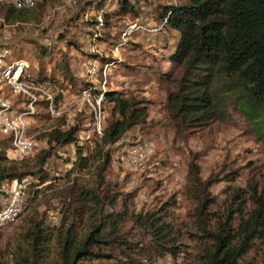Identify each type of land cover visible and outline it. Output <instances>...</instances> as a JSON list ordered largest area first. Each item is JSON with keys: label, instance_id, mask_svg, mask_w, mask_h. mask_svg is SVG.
<instances>
[{"label": "trees", "instance_id": "trees-1", "mask_svg": "<svg viewBox=\"0 0 264 264\" xmlns=\"http://www.w3.org/2000/svg\"><path fill=\"white\" fill-rule=\"evenodd\" d=\"M115 1L118 15L139 16V6L133 1ZM183 1L167 9L171 12L166 28L176 32L178 40L168 56L170 68L161 74L165 82L175 83L174 91L167 90L166 110L176 130L226 120L231 101L232 108L249 119L255 139L264 145V0ZM34 8L5 4L0 12L4 19L17 20ZM108 20L109 15H103L102 27L109 26ZM104 102L113 103L111 121L103 126L100 136L82 145L76 143L78 133L90 118L75 117L76 122L64 129L67 118L63 115L58 125L44 134L48 148L33 160H10L0 150V188L5 182L27 178L25 193L31 200L36 194L31 187L49 178L44 166L57 147L75 144L73 167L77 172L91 167L92 174L89 183L77 182L84 202L82 232L66 221L70 213L66 211L67 218L55 230L33 221L26 245L18 246L14 255L15 263L176 264L178 257L186 255L185 264H264V255L259 260L249 257L258 242L264 243L263 192L254 185L232 188L229 202L213 207L216 203L207 189L209 181L200 179L195 164L189 166L185 193L194 203L185 216L187 223L177 221L170 203L134 213L124 202L121 212L113 211L118 193L111 192L104 179L111 161L106 148L145 123L148 110L143 101L124 98L115 91H105ZM192 239L200 245L188 250L184 241Z\"/></svg>", "mask_w": 264, "mask_h": 264}, {"label": "rangeland", "instance_id": "rangeland-1", "mask_svg": "<svg viewBox=\"0 0 264 264\" xmlns=\"http://www.w3.org/2000/svg\"><path fill=\"white\" fill-rule=\"evenodd\" d=\"M66 1L41 0L37 7L17 20L4 19L0 12V74L5 64L19 59L28 65L24 74L34 79L39 75L47 77L48 81L50 78L55 80L52 82L54 93L59 87L66 88L69 79L78 87L92 85L95 88H102V82L106 81V91H115L124 98L145 103L148 110L145 123L133 127L119 143L106 148L111 152V161L104 179L111 192L118 193L114 212H121L124 202L134 213L170 203L174 205L170 210L177 221L187 223L185 216L194 205L185 195L190 164L197 165L201 180L209 181L207 189L216 203L213 207L227 204L232 188L247 189L254 185L264 194V145L255 139L249 119L235 111L231 101L226 109V120L212 121L203 128L184 127L182 131L176 130L166 110L167 90L174 91L175 83L165 82L161 74L169 70L165 61L174 51L178 34L166 27L153 37L139 30L152 25L156 16L163 14L164 7L181 5L185 3L183 0H131L139 6L138 17L118 15L115 0H70L69 4ZM98 14L102 18L109 15L107 28H98L97 24L91 23ZM133 25L135 28L130 29ZM147 38L151 40L150 44ZM105 62L112 63L106 77L102 72L94 78L86 75L85 70L90 64L99 68ZM178 73L179 70H175V76ZM26 84L37 82L28 80ZM74 94H66L63 108L71 105ZM27 100L26 94L18 92L14 84L0 75V106L5 104L16 111L24 107ZM112 106L110 102L100 104L105 112L103 126L111 121ZM36 109L40 116L27 120L28 132L36 147L26 160H33L36 154L48 148L44 134L56 127L57 120L62 118L47 116L44 106ZM73 110L64 129L82 118L78 116L86 114ZM63 114L66 117V113ZM75 117L78 118L72 121ZM136 141L151 144L148 160L141 168L120 167L115 152L119 146ZM5 146L6 141L0 134V150L4 151ZM75 147L71 144L55 149L44 166L48 180L31 187L36 191L34 199H29L26 194V209L17 222L0 230V264H16L14 255L18 246L26 245V234L33 221L43 222L49 230H55L65 220L66 212H70L66 221L74 223L82 232L85 212L77 182L89 183L92 174L91 167L81 172L73 167ZM193 240L196 239L184 241L188 250L200 245L198 240ZM263 255L264 243L258 242L249 257L259 260ZM185 257H178L176 264H185Z\"/></svg>", "mask_w": 264, "mask_h": 264}, {"label": "built area", "instance_id": "built-area-1", "mask_svg": "<svg viewBox=\"0 0 264 264\" xmlns=\"http://www.w3.org/2000/svg\"><path fill=\"white\" fill-rule=\"evenodd\" d=\"M40 1L41 0H0V8L5 4H9L16 9H31ZM66 2L69 4L70 0ZM170 12V10H167V12L158 17V23L141 27L139 31L144 30L151 34V36L159 33L163 27H166ZM85 19L88 20V15L85 16ZM95 21L98 28L102 27L104 24L103 18L99 14ZM134 28L135 25L131 26L130 29ZM147 40L150 41L149 38H147ZM111 65V62H106L102 64L101 67L96 68L94 64H90L85 72L90 78H94L98 72H102L103 77H106L109 66ZM27 68V63L18 59L5 64L0 74L8 82L14 84L18 92L21 91L28 96L25 106L15 109L16 111H12V109L5 104L0 106V134L6 141L4 151L7 158L20 161L28 159L33 155L36 145L28 132L29 124L27 120L40 116L39 113V115L37 114L36 109V107L39 106H44V114L53 118L63 116V113H66L67 121L70 120V111L72 108H74L73 111L86 112L90 120L84 122L80 127L76 142L79 145H82L83 142L89 140L91 137L101 135L105 121V112L101 110L100 104L104 92L106 91V81L102 82V88H95L92 85H88L73 89L68 86L64 89L59 87L57 93H54L52 90V81H48L47 77L41 78L38 75L37 79H34L31 75L24 74ZM28 80L37 82V84L27 85L26 81ZM93 87L97 92L94 91ZM70 92L75 93L72 103L68 108H63L62 105L64 104L65 96L66 94H70ZM72 123L73 122H71V124ZM150 150L151 144L148 141H136L134 143L125 144L119 146L115 152V160L122 168H141L148 160ZM27 181V178L22 181L12 180L10 182H5L1 186L0 230L15 224L19 216L26 209L27 200L25 198V188L27 186Z\"/></svg>", "mask_w": 264, "mask_h": 264}, {"label": "crops", "instance_id": "crops-1", "mask_svg": "<svg viewBox=\"0 0 264 264\" xmlns=\"http://www.w3.org/2000/svg\"><path fill=\"white\" fill-rule=\"evenodd\" d=\"M166 9V8H165ZM158 17H159V15L158 16H156V19L155 20H153V24H156L157 22H158ZM167 29V28H166ZM168 30V29H167ZM155 35H158V33L157 34H155ZM154 36V35H153ZM152 36V37H153ZM151 41V40H150ZM150 41L148 42L149 44H150ZM173 51H171L169 54H171ZM169 54H168V56H169ZM106 63V62H105ZM165 65H166V67L169 69V67H170V63L168 62V59H166V61H165ZM101 67V66H100ZM164 68V70H167V68ZM168 71V70H167ZM109 73V72H108ZM71 88H73V89H78L79 87L78 86H76L75 85V87H73V85H69ZM81 87V86H80ZM87 115L85 114L83 117L85 118ZM86 122V121H85Z\"/></svg>", "mask_w": 264, "mask_h": 264}, {"label": "clouds", "instance_id": "clouds-1", "mask_svg": "<svg viewBox=\"0 0 264 264\" xmlns=\"http://www.w3.org/2000/svg\"><path fill=\"white\" fill-rule=\"evenodd\" d=\"M168 8L164 9L163 14L167 11Z\"/></svg>", "mask_w": 264, "mask_h": 264}]
</instances>
